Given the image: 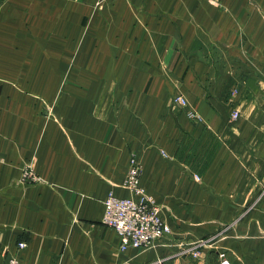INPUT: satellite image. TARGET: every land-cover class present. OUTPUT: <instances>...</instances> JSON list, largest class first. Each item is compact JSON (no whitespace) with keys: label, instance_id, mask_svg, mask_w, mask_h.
<instances>
[{"label":"crops","instance_id":"crops-1","mask_svg":"<svg viewBox=\"0 0 264 264\" xmlns=\"http://www.w3.org/2000/svg\"><path fill=\"white\" fill-rule=\"evenodd\" d=\"M97 3L0 0V264H264V0ZM133 157L172 233L121 252Z\"/></svg>","mask_w":264,"mask_h":264},{"label":"built area","instance_id":"built-area-1","mask_svg":"<svg viewBox=\"0 0 264 264\" xmlns=\"http://www.w3.org/2000/svg\"><path fill=\"white\" fill-rule=\"evenodd\" d=\"M108 0H98V5ZM175 107L185 110L187 101L182 96L173 99ZM188 118L201 122L200 116L194 112L186 113ZM238 113H233L232 119L237 120ZM167 156L166 154H163ZM142 168L136 158H132L125 181L126 188L132 196L128 198L117 197L113 193L109 194L104 202L103 224L116 231L120 240V251L126 252L129 249L146 250L154 246L157 242L169 237L172 233L170 226L163 219L160 206L154 202L143 187L141 182ZM23 181L26 183H37L39 177L30 168L23 171ZM198 180L199 178L196 177ZM204 242L184 250L193 258H199L200 248ZM26 243L19 244L20 248H25ZM220 264H232L226 254H219ZM7 264H24L18 259H11Z\"/></svg>","mask_w":264,"mask_h":264},{"label":"rangeland","instance_id":"rangeland-1","mask_svg":"<svg viewBox=\"0 0 264 264\" xmlns=\"http://www.w3.org/2000/svg\"><path fill=\"white\" fill-rule=\"evenodd\" d=\"M258 122L260 123V125L258 126L257 130L251 132L250 138H253L256 142V145H257L255 147L256 152L258 153L263 152L264 154V114H261ZM260 165H261L260 162L257 163V167H260ZM256 180L258 184H261L260 186H263L261 192L257 194V203H259L264 199V180L261 177L257 178ZM161 213H162V209H161Z\"/></svg>","mask_w":264,"mask_h":264}]
</instances>
